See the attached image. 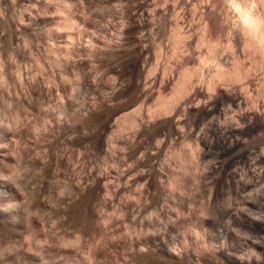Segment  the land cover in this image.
Returning <instances> with one entry per match:
<instances>
[{
    "label": "rangeland",
    "instance_id": "1",
    "mask_svg": "<svg viewBox=\"0 0 264 264\" xmlns=\"http://www.w3.org/2000/svg\"><path fill=\"white\" fill-rule=\"evenodd\" d=\"M39 1L37 2L39 3L38 5L37 3L33 4V1L29 4L33 9L31 13L34 14L36 12L37 17L36 32L28 34L27 44L25 42L29 48L26 45L24 47L21 40L7 37L0 39V64L2 63V70H6L4 71V81L0 83V182H3L0 183V191H2L3 186L5 188V193L0 192V195L3 196V198L2 196L0 197V211L2 209V211H9V209L14 207L19 209L25 205L31 207L28 212L31 218L27 215V223L26 221L13 222L14 225L13 223H11L12 225L0 223V264H10L12 261L11 264H39L40 262V264H231L215 253V246L216 248H232L230 249L232 252L239 253V255L243 253L244 256L248 253H255V255L259 253L263 260L261 264H264V153H262L264 152V128L247 129L248 132L246 129H236L233 134L242 139V143H244L231 146L229 141L210 134L211 129L214 128L212 126L215 125L213 123H217L219 119L223 121V117H225L226 122L230 120V124L232 126L235 125V122L229 118L234 109L228 102L230 100L225 97H217L216 113L209 116V114L207 115L204 112L196 113L195 108H183L184 104L185 106L190 105V103L194 105L197 101H204L206 98V94L193 93L192 98H184L179 102L181 108L179 107L178 112L174 114L175 118H180L181 120L180 125L182 128L179 126L178 130L184 128L182 137L185 138L186 142L190 141L188 143L193 144V159H187L185 164L188 153L187 146L181 143V136H178V134L176 136L175 131L171 130L170 132L167 126L163 128V125L167 123L173 114L166 117V115L159 113V110H157L159 112L155 111L158 95L168 96L170 93L172 83L178 75L181 61L186 64V67L189 66L190 68H188L191 69L189 71H193V73H195V69L201 68L199 74L198 71L197 75L195 74L193 81L197 82L201 79V85L204 84L201 89L206 91V81L212 73H216V70L222 68L220 71H224L226 68L231 69L234 65V69H229V71H233L232 75L235 69V75L237 71L241 74V71L251 63V58L256 56L257 58H255L259 59L258 54L256 55L249 49L243 48L242 45L240 46L239 41L234 39L233 35L236 30L239 31L236 28L240 27L238 23L244 15L251 16L261 12L256 11L258 5L259 7L261 5L259 4L261 1L73 0L75 2L73 13L77 17L79 25L84 28L83 30L81 28L82 32L80 31L78 38L75 37L74 39L72 56L74 58L81 56L85 58L87 56V50L85 52L82 51L86 49L85 47L88 44L86 41L89 44H97L96 46L99 49H96L97 47L94 48L93 44H91V47L93 46L95 50L93 54L87 56L86 62L79 65V68L77 67L78 70L76 68L72 70V72L77 70L79 73H69L70 80L68 82L70 81L72 90H67L68 84L61 81L59 77L60 71L53 64L47 62L53 56L49 52L47 53L45 48H47L48 43L52 39H48V42L47 38L49 37L45 34L48 27L52 26V20L56 18L51 10L50 12L46 11L45 4H48L49 0ZM24 3L29 2L25 1ZM43 4L44 6H42ZM85 4L89 7L87 8ZM138 4L149 9L155 8L154 23L149 24V26H136L139 14H133V11H135V7ZM1 5L4 6L5 3L2 2ZM33 5L37 6L33 7ZM153 5L156 7H153ZM194 5L195 8L193 7ZM16 6L14 7L16 10H21L19 5ZM246 6L247 9L245 8ZM261 6L264 12V1ZM196 7L198 11L195 12L194 9ZM210 7H214L216 11L212 8L214 13H222V15L228 13V19L224 17V22L222 20L223 23H219V25L211 22L212 18L207 23L209 34L218 42L216 47H214L216 50L214 49L211 52L214 57L209 55V50H207L205 45H196L197 35L204 25L202 18L200 19L199 16ZM78 8L80 9L78 10ZM3 10L6 19H12L10 18V8L5 5ZM192 14L195 15L196 22L199 17V23H194ZM175 15L183 16V22H180L181 29L179 28L181 33L192 32V35L190 34V36L188 33L186 36L184 34L186 36L184 39L186 46L181 41L182 43L176 44L174 50L173 40L171 41L172 38L169 37L173 32L172 30H174L172 23L174 19L172 18H175ZM190 23H192V27ZM226 24L230 25H228L229 28ZM119 36L120 38H118ZM187 37L189 39H186ZM91 39H94V42ZM109 40L110 42H108ZM111 40L115 45L111 43ZM115 40H117V43ZM54 41L56 42V40ZM157 41H159V44ZM57 42L55 45L59 46V40ZM228 42L232 47L231 49H227L230 46ZM145 43L148 50L140 57L138 66L146 73L148 72L147 70L153 72L147 73L145 84L147 88H143L147 94L139 95L134 77L138 74V67L132 65L131 59L134 54L136 55L138 47ZM89 46L88 48H91ZM182 48L183 51H181ZM100 50L103 51L101 52ZM183 53L186 54L182 55ZM29 54L34 56L29 57ZM46 54L48 58H45ZM200 54L206 56V58L208 57L204 64H199ZM160 55H162V58H160ZM183 56L185 60L180 59ZM217 60L219 63L216 62ZM35 66L37 68L42 67L37 69ZM164 66L169 75L165 71L162 74ZM258 66L250 72L251 74H248L249 76L245 77L247 74L241 76L239 82L237 80L220 79H218L219 82L216 80L215 82L219 83L220 87L226 88L229 85L226 88L229 91L227 95L231 97L240 95V99L250 100L248 101V106H251L252 104L249 102L254 100L256 109L264 116V96L258 97L256 94L257 88L264 87V64ZM18 70L21 73L20 77L22 80L17 81L14 77ZM89 70L90 72H87ZM73 74H78L77 77L79 78L74 77ZM150 74L151 76L149 77ZM53 75L55 78H53ZM53 79L54 81L52 82ZM74 79L77 80L75 81ZM87 79L90 80V83ZM151 83L153 84L151 85ZM7 85L8 91L6 90ZM212 91L216 96L224 90L215 88V91ZM248 92H250L249 95H246ZM19 97L20 99H18ZM89 108L92 109V112L91 110L89 111ZM136 108L139 110V113H136V116L138 115L137 120H139L136 129L134 127H129V129L128 126H126L127 129L126 127L123 128V126L119 127L124 120V116H130ZM220 110L222 111L220 112ZM73 111L76 112L73 113ZM218 111L220 115H218ZM52 112H55L54 116ZM58 112L60 116H58ZM75 114L79 118H74ZM165 118L166 120H164ZM211 119L215 120V122ZM119 121L120 123H118ZM239 124L242 125V122L239 121ZM116 125L119 126L116 127ZM198 131H200L201 135ZM196 133L199 134L197 136H201L198 143L199 148H195V142L192 141V137ZM79 135L82 136L80 137ZM86 135L89 137L86 138ZM94 137L98 140H95ZM111 143H114L113 145L115 146ZM158 146L160 147L158 148ZM154 150L155 152H153ZM173 151L180 153L179 158L177 155H172L175 154ZM240 152H243L248 158H242V160ZM181 153L185 155V159ZM249 162L256 167L255 171L249 165ZM98 174L102 175L100 185H102V182L105 184L112 183V185L118 183L122 191L119 190L117 191L118 193L116 192L110 197L101 188V191L98 190V193L100 192L99 195L101 194L98 197L102 198H99V200L96 198V203L90 191H85L83 198L77 197L76 194L75 197L73 196L75 189H70L72 187L70 182L72 183L76 180L75 178H78L80 185H85ZM171 176L176 177L175 181L172 180ZM119 177L120 180H118ZM106 178L109 179L106 180ZM242 178L245 179L243 180ZM136 191L139 192L137 193ZM139 193H141V197ZM5 203H14L16 205L13 206V204L9 207ZM89 203L94 204L93 207L96 208L97 215H102L107 220H98L99 227L96 222L92 223L86 218V221L84 219L82 224L81 217H79ZM248 216L262 224L257 226L249 223ZM102 224H105V226ZM8 225L9 227H7ZM25 225L27 226L25 227ZM147 228H151V232L145 233ZM117 237L119 238L117 239ZM139 241H154L164 244L167 242L166 245H170L172 248L196 249L200 256L188 255L187 257L171 259L155 257L150 254H140L135 249ZM28 243L31 244L28 245ZM128 243L130 244L128 245ZM35 252H37V255ZM85 257L88 258L86 259Z\"/></svg>",
    "mask_w": 264,
    "mask_h": 264
},
{
    "label": "bare ground",
    "instance_id": "2",
    "mask_svg": "<svg viewBox=\"0 0 264 264\" xmlns=\"http://www.w3.org/2000/svg\"><path fill=\"white\" fill-rule=\"evenodd\" d=\"M19 1V2H18ZM25 1H27V2H29V3H24ZM33 1V4H35V3H37V2H40L39 0H0V39L1 38H3V37H7V38H11V39H16V40H21L22 41V43H23V45H24V47H25V45L27 44V42H28V39L29 38H27V36H28V34H34L35 32H36V12L34 13V14H32L31 13V10H33L32 9V7H30L29 6V4H31V2ZM78 1V0H77ZM93 1H95V0H93ZM100 1V0H99ZM103 1V0H102ZM141 1V0H140ZM203 1V0H202ZM208 1V0H207ZM244 1V0H243ZM259 1H261V3L259 2V4H263V1L264 0H259ZM2 2L3 3H5V5L7 6V8L9 7L10 8V11H11V17L10 18H12V19H10V20H8V19H6V17L4 16V10H3V8H4V6L3 5H1L2 4ZM45 2V1H44ZM92 2V1H91ZM137 2V1H136ZM135 2V3H136ZM154 2V1H153ZM166 2H167V0H166ZM250 2V1H249ZM48 4H45V8H46V11H49L50 12V10L55 14V18L56 19H54V20H52L53 19V17H52V26L49 28L48 27V29H47V31H46V36L47 37H49V38H47V41H48V39H52L51 40V42H49L48 43V45H47V48H45V51H47V53L49 52L50 54H52V59H50V60H48L47 62L49 63V64H53L54 65V67L55 68H57L58 69V71H60V79H61V81L62 82H65V84L67 83L68 84V86H67V90H72L73 88H72V85H71V83H69L68 82V80H70L69 79V73L70 72H72V70L73 69H77V67L79 66V65H82L84 62H86V60H87V56L88 55H91V54H93V52L95 51L94 50V48L95 47H97L96 45L97 44H94V43H90L89 44V42H87L86 41V43H88L87 45L89 46V47H91V44H93V46H94V48H93V46L91 47V48H88V46L86 45V49L85 50H82V51H86L87 50V52H86V54H87V56H85V58H83L82 56L81 57H78V58H74L72 55H73V44H74V39H75V37L76 38H78V35H79V33H81L82 31H81V28H82V30H83V28L84 27H81L80 25H79V21H78V19H77V17L75 16V14L73 13L74 11V5H75V2L73 1V0H49V2H47ZM101 3V2H100ZM104 3V2H103ZM202 4H203V2H201ZM231 3V2H230ZM245 3V2H244ZM39 3H37V5H38ZM90 4V3H89ZM88 4V5H89ZM95 4V3H94ZM97 4V3H96ZM102 4V3H101ZM134 4V3H133ZM229 4V3H228ZM16 5H19L20 7H21V10H16L14 7ZM37 5H33V7H35V6H37ZM79 5V4H78ZM86 5V7L88 8L89 6H87V4H85ZM99 5V4H98ZM97 5V6H98ZM119 5V4H118ZM196 5V4H195ZM195 5L193 6L194 8H195ZM204 5V4H203ZM207 5H209V4H207ZM260 5V7H259V5H258V7L256 8V11L258 12H260L259 14H254V15H251V16H249V15H247V16H245L244 15V17L241 19L240 17V22L238 23V24H240V27H237L236 29H238L239 31H237L236 30V32H235V34L233 35V37H234V39H236L237 41H239V45L241 46L242 45V47L243 48H247V49H249L250 51H252V53H256V55L258 54L259 55V59L257 60L256 58V56H254L253 58H251L252 59V61H251V63L248 65V67H246L245 69H243L241 72V74L240 73H238L239 71H237V73H236V75H235V71H236V69L234 70V74L232 75V72L233 71H229V69L228 68H226L224 71H220L221 69H219V70H216V73H212V75L210 76V78L206 81V86H205V89H206V91L205 90H202L201 89V87L204 85H201L202 83V81H201V79H199L200 80V83H199V80L196 82H194L193 81V78L195 77V74L197 73V71H198V74H199V72H200V69H195V73H193V71H189V70H191V69H189L188 67H186L185 65L186 64H184V63H182V61H181V64H180V69H179V72H178V75H177V77L175 78V80L173 81V83H172V86H171V89H170V93L168 94V96H164V95H162V94H159L158 95V97H157V102L155 103V105H157L156 106V109H155V111H157V110H159V111H157V112H159V113H162L163 115H166V117L168 116V115H172V117H170L169 119H168V121H167V123H165L164 124V122H163V128L165 127V126H167L168 127V129L170 130V132H171V130L172 131H175V134H176V136H177V134H178V136H181L180 138H182L181 139V143H183V144H185L187 147V158L185 159V155H182V153H181V155L184 157V159H185V164H186V161H187V159H191L192 158V156H193V144H190V143H188V142H190V141H188V142H186V140H184L185 138H183L182 137V135H183V130H184V128L182 129V130H178L179 129V126H181L180 125V118H175L174 117V114H176L177 112H178V110H179V102L182 100V99H184V98H188V99H190V98H192L193 97V93H198V94H200V95H204V94H206L205 95V100L204 101H197L194 105L193 104H191L190 103V105H186L185 106V104L183 105V108L184 109H188V108H195V110H196V113L197 112H204V113H206L207 115L209 114V116H212L213 114H215L216 113V103H217V100H216V98L217 97H225V98H227V99H229L230 101H228L232 106L231 107H233L232 109V111H233V113H232V115L229 117L231 120H233V122H235V125L234 126H232V124H230V120H228L229 122H226V120H225V117H223V121H220V119L218 120V122L217 123H213V124H215L214 126H212V127H214V128H212L211 129V132H210V134H214V135H216V137L218 136V137H221V139L223 138V139H225V140H227V141H229V145H234V146H237V145H241V143H242V139H240V138H238L237 136H235L233 133L235 132V130L236 129H253V128H264V116H262L261 114H260V112H259V110L258 109H256L257 107L255 106V101L254 100H252L251 102H249L250 104H252L251 106H248V101H250V100H248V101H245L244 99L242 100V99H240L239 97H241L240 95L238 96V95H235V96H237V97H231V96H229V95H227V94H229V91L226 89L227 88V86H229V85H227L226 86V88L225 87H220L221 85H218L217 84V82H215V80L216 81H218L219 82V80L218 79H220V80H234V81H238L239 82V80H241V79H239L241 76H243V75H246L245 77H247V76H249L248 74L254 69V68H257V66L258 65H263L264 64V15H263V7ZM41 6V5H40ZM42 6H44V4L42 5ZM83 6V5H82ZM103 6V5H102ZM162 6V5H161ZM164 6H165V4H164ZM257 6V5H256ZM17 7V6H16ZM78 7V6H77ZM80 7H81V4H80ZM112 7V6H111ZM153 7H156V6H154L153 5ZM198 7H200V6H198ZM208 7V6H207ZM238 7V6H237ZM6 8V7H5ZM43 8V7H42ZM84 8H85V6H84ZM83 8V10H85ZM161 8V7H160ZM203 8V7H202ZM212 8L214 9V7H210V8H208V9H206L205 11H204V13H201L200 14V16H199V14H198V16L200 17V19L202 18V22H203V28H202V30L198 33V35H197V38H196V45L197 46H199V45H205L206 47H207V50H209V55H211V57L213 56V53L211 54V52H213V50L215 49L214 47H216V43H218V42H216V40L215 39H213L212 37H211V35L209 34V32H208V25H207V23H208V21L209 20H211V18H212V21L211 22H214V23H218V25H219V23L221 24V23H223L224 22V17H226V19H228L227 18V15H228V13L226 14V15H222V13H220V14H217V13H214L213 11H212ZM246 9H247V6L245 7ZM38 9V8H37ZM80 8H78V10H79ZM114 9V8H113ZM120 9V8H119ZM152 8H147V7H142V5L141 4H138L136 7H135V11H133V14H139V20L137 21V23H136V26H141V25H148L149 26V24H151V23H154L153 22V16H154V13L156 12L155 11V8H153L152 10H151ZM157 9H158V7H157ZM167 9V8H166ZM185 9V8H184ZM204 9V8H203ZM241 9V8H240ZM39 10V9H38ZM41 10V9H40ZM121 10V9H120ZM195 10V12L196 11H198V9H197V7H196V9H194ZM221 10V9H220ZM6 11V10H5ZM42 11V10H41ZM77 11V10H76ZM75 11V12H76ZM92 11V10H91ZM117 11H118V9H117ZM155 11V12H154ZM214 11H215V9H214ZM244 11H246V10H244ZM84 12V11H83ZM166 12V11H165ZM194 12V11H193ZM194 12V13H195ZM202 12V11H201ZM216 12V11H215ZM224 12V11H223ZM252 12V11H251ZM250 12V13H251ZM47 13V12H46ZM53 13H51V14H53ZM81 13H82V11H81ZM112 13V12H111ZM185 13V12H184ZM193 13V14H194ZM39 14V13H38ZM37 14V15H38ZM43 14V13H42ZM116 14V13H115ZM177 14V13H176ZM183 14V13H182ZM192 14V15H193ZM197 14V13H196ZM50 15V14H49ZM110 15V14H109ZM160 15V14H159ZM46 16V15H45ZM44 16V17H45ZM85 16V15H84ZM112 16V15H111ZM164 16V15H163ZM176 16V15H175ZM195 15H193V17H194ZM230 16V15H229ZM50 17V16H49ZM174 17V16H173ZM182 15H181V17H179V15L178 16H176L175 18H172V19H174V20H172L171 22L173 23V29L174 30H172L173 32L170 34V37L169 38H172L171 39V41L173 40V46H174V50H175V47H176V44L177 43H180L181 41H183L184 42V39H185V37L187 36V34L189 33H181V30H179V28L181 29V24H180V22H183V19H182ZM199 17H198V19H197V22H198V20H199ZM47 18H48V16H47ZM46 18V19H47ZM79 18V17H78ZM84 18V17H83ZM87 18V17H86ZM133 18V17H132ZM230 18V17H229ZM238 18V17H237ZM85 19V18H84ZM135 19H136V17H135ZM159 19V18H158ZM49 20V19H48ZM137 20V19H136ZM135 20V21H136ZM161 20V19H160ZM222 20H223V22H222ZM194 21H195V17H194ZM41 22V21H40ZM40 22H38V23H40ZM190 22H193V21H190ZM196 21L194 22L195 24L197 23ZM227 22V21H226ZM232 22V21H231ZM83 23H84V20H83ZM82 23V24H83ZM171 23V24H172ZM187 23V22H186ZM199 23V22H198ZM200 23H201V21H200ZM48 24V23H47ZM180 24V25H179ZM191 24V27H192V23H190ZM189 24V25H190ZM225 24V23H224ZM237 24V23H236ZM39 25V24H38ZM133 25H135L134 23H133ZM186 25V24H185ZM184 25V26H185ZM229 25V24H228ZM227 24H226V26L229 28V26H228ZM44 26V25H43ZM84 26V25H83ZM222 26V25H221ZM224 26V25H223ZM236 26V25H235ZM239 26V25H238ZM47 27V26H46ZM189 27V26H188ZM208 27V28H207ZM150 28V27H149ZM104 29H105V27H104ZM108 29V28H107ZM123 29V28H122ZM122 29H120V30H122ZM235 29V28H234ZM189 30V29H188ZM228 30V29H227ZM81 31V32H80ZM103 31H105V30H103ZM180 31V32H179ZM198 31H199V29H198ZM210 31V30H209ZM235 31V30H234ZM116 32V31H115ZM143 32V31H142ZM153 32V31H152ZM171 32V31H170ZM184 32V31H183ZM186 32V31H185ZM229 32V31H228ZM233 32V31H232ZM238 32V33H237ZM84 33V32H83ZM105 33V32H104ZM119 33V32H118ZM151 33V32H150ZM157 33V32H156ZM192 32H190L189 33V35L191 34ZM40 34V33H39ZM85 34V33H84ZM115 34V33H114ZM144 34V33H143ZM184 34H186V36L184 35ZM96 35V34H95ZM103 35H106V34H103ZM111 35V34H110ZM117 35H119V34H117ZM122 35H124V34H122ZM141 35H142V33H141ZM188 35V36H189ZM192 35V34H191ZM190 35V36H191ZM196 35V34H195ZM80 36H82V35H80ZM92 36V35H91ZM96 36H98V35H96ZM116 36V35H115ZM137 36V35H136ZM94 37V36H93ZM104 37V36H103ZM114 37V36H113ZM121 37H123V36H121ZM141 37V36H140ZM139 37V38H140ZM27 38V39H26ZM57 38H60V39H57ZM88 38V37H87ZM116 38V37H115ZM118 38H120V36L118 37ZM144 38V37H143ZM154 38V37H153ZM6 39V38H5ZM32 39V38H31ZM110 39V38H109ZM138 39V38H137ZM146 39H148V38H146ZM186 39H189L188 37L186 38ZM227 39V38H226ZM27 40V41H26ZM54 40H56V42L59 40V42H60V45L59 46H57V45H55V41ZM86 40V39H85ZM92 41L94 40V39H91ZM91 40H90V42H91ZM113 40V39H112ZM111 40V41H112ZM120 40H122V39H120ZM126 40V39H125ZM135 40V39H134ZM221 40V39H220ZM11 41V40H10ZM32 41V40H31ZM76 41V40H75ZM114 41V40H113ZM113 41L111 42V43H113ZM117 40H115V42H116ZM144 41H146V40H144ZM149 41V40H148ZM25 42H26V44H25ZM40 42V41H39ZM55 42V43H54ZM80 42V41H79ZM81 42H82V40H81ZM94 42V41H93ZM104 42V41H103ZM108 42H110V40L108 41ZM123 42V41H122ZM141 42V41H140ZM159 41H157V43H158ZM233 42V41H232ZM235 42V41H234ZM4 43V42H3ZM18 43V42H17ZM20 43V42H19ZM58 43V42H57ZM56 43V44H57ZM85 43V44H86ZM100 43V42H99ZM107 43V42H106ZM117 43V42H116ZM120 43H121V41H120ZM119 43V44H120ZM156 43V44H157ZM182 43V42H181ZM185 43V46H186V42H184ZM220 43V42H219ZM229 43V42H228ZM37 44V43H36ZM114 44V43H113ZM122 44V43H121ZM159 44V43H158ZM9 45V44H8ZM38 45V44H37ZM78 45V44H77ZM102 45V44H101ZM115 45V44H114ZM161 45V44H160ZM178 45V44H177ZM180 45V44H179ZM193 45V44H192ZM229 45H230V43H229ZM14 46V45H13ZM17 46H18V44H17ZM27 46V45H26ZM85 46V45H84ZM159 46V45H158ZM184 46V45H183ZM228 46V45H227ZM15 47V46H14ZM28 47V46H27ZM44 47H46V46H44ZM101 47V46H100ZM107 47V46H106ZM136 47H137V45H136ZM179 47V46H178ZM193 47V46H192ZM229 48H227V49H231L232 47H231V45L230 46H228ZM13 48V47H12ZM29 48V47H28ZM82 49H83V47H81ZM80 48V49H81ZM104 48V47H103ZM148 47H147V45H146V43L145 44H141L139 47H138V49H137V53H136V55L134 54V57L131 59V63H132V65H135L136 67H138V74L137 75H133L134 77H135V83H136V88H137V90H138V92H139V95H141V94H143V95H145V94H147L146 93V91L145 90H143V88H147L146 87V77H147V75L149 74V73H152V72H150L149 70H147L148 72V74L146 73V71H144V70H142V68H140L139 66H138V64H139V61H140V57L143 55V54H145L146 52H147V49ZM198 48V47H197ZM196 48V49H197ZM13 49H15V48H13ZM26 49V48H25ZM33 49V48H32ZM31 49V50H32ZM79 49V50H80ZM96 49H99L98 47L96 48ZM101 49H102V47H101ZM157 49V48H156ZM155 49V50H156ZM160 49V48H159ZM190 49V48H189ZM200 49H201V47H200ZM246 49V50H247ZM30 50V51H31ZM44 50V49H43ZM75 50H77V49H75ZM172 50H173V48H172ZM177 50V49H176ZM180 50V49H179ZM184 50H185V48H184ZM216 50V49H215ZM243 50V49H242ZM7 51H8V49H7ZM6 51V52H7ZM11 51V50H10ZM16 51V50H15ZM14 51V52H15ZM26 51V50H25ZM101 51V50H100ZM103 51V50H102ZM101 51V52H102ZM157 51L159 52V50L157 49ZM181 51H183V48H182V50ZM180 51V52H181ZM190 51V50H189ZM230 51V50H229ZM232 51V50H231ZM20 52V51H19ZM34 52V51H33ZM80 52V51H79ZM156 52V51H155ZM158 52H156L157 54H158ZM179 52V51H178ZM249 52V51H248ZM13 53V52H12ZM44 53V52H43ZM154 53V52H153ZM161 53V52H160ZM172 53V52H171ZM176 53H177V51H176ZM175 53V54H176ZM235 53V52H234ZM33 54V53H32ZM30 55L29 54V57L30 56H34V55ZM81 54H83V53H81ZM85 54V53H84ZM186 54V53H185ZM184 53L182 54V55H185ZM217 54V53H216ZM251 54V53H250ZM97 55V54H96ZM95 55V56H96ZM172 55V54H171ZM179 55H181V54H179ZM191 55V54H190ZM208 55V56H209ZM1 56V55H0ZM14 56V55H13ZM36 56V55H35ZM95 56H92V57H95ZM159 56V55H158ZM174 56V55H173ZM222 56V55H221ZM38 57V56H37ZM181 57V56H180ZM179 57V58H180ZM214 57V56H213ZM234 57V56H233ZM232 57V58H233ZM250 57V56H249ZM256 57V58H255ZM13 58V57H12ZM40 58V57H39ZM44 58V57H43ZM45 58H48L47 57V54H46V57ZM160 58H162V55H160ZM184 58V56L182 57V58H180V59H182V60H185V59H183ZM210 58V57H209ZM11 59V58H10ZM37 59V58H36ZM157 59V58H156ZM179 59V60H180ZM206 59H208V57L206 58V56H204V55H199V64L201 63V64H204L205 63V61H207ZM213 59H215V58H213ZM234 59V58H233ZM250 59V58H249ZM248 59V60H249ZM12 60V59H11ZM10 60V61H11ZM14 60H15V58H14ZM33 60V59H32ZM39 60V59H38ZM38 60H37V62H38ZM92 60V59H91ZM146 60V59H145ZM188 60V59H187ZM235 60V59H234ZM34 61V60H33ZM36 61V60H35ZM46 61V60H45ZM156 61V60H155ZM15 62H17V61H15ZM42 62V61H41ZM152 62V61H151ZM150 62V63H151ZM158 62V61H157ZM156 62V63H157ZM180 62V61H179ZM187 62V61H186ZM216 62H218V60L216 61ZM228 62V61H227ZM250 62V61H249ZM13 63V62H12ZM11 63V64H12ZM18 63V62H17ZM36 63V62H35ZM39 64H40V62H38ZM44 63V62H43ZM130 63V62H129ZM212 63V62H211ZM215 63V62H214ZM219 63V62H218ZM238 63V62H237ZM240 63V62H239ZM243 63V62H242ZM2 64V63H1ZM1 64H0V83H2L3 81H4V71H6V70H2V67H1ZM9 64V63H8ZM93 64V63H92ZM158 64V63H157ZM231 64V63H230ZM235 64V63H234ZM37 65V64H36ZM166 65V64H165ZM221 65V64H220ZM223 65V64H222ZM17 66H18V64H17ZM21 66V65H20ZM46 66V65H45ZM151 66V65H150ZM154 66H155V63H154ZM198 66V65H197ZM225 66V65H224ZM237 66H238V64H237ZM4 67V66H3ZM19 67V66H18ZM36 67V66H35ZM42 67V66H41ZM41 67H38V68H41ZM47 67H48V65H47ZM156 67V66H155ZM168 67V66H167ZM203 67V66H202ZM221 67V66H220ZM236 67V66H235ZM240 67H241V65H240ZM259 67V66H258ZM37 68V67H36ZM37 68V69H38ZM79 68V67H78ZM150 67H148V69H149ZM153 68V67H152ZM225 68V67H224ZM238 68V67H237ZM263 68V67H262ZM16 69V68H15ZM14 69V70H15ZM36 69V70H37ZM82 69V68H81ZM155 69V68H154ZM204 69V68H203ZM232 69H234V65H233V67H231V69L230 70H232ZM11 70H13V69H11ZM27 70V69H26ZM35 70V71H36ZM41 70V69H40ZM78 70V69H77ZM77 70H75V72L76 73H79V72H77ZM83 70V69H82ZM150 70H151V68H150ZM157 70V69H156ZM156 70H155V72H156ZM163 71H162V74H163V72L165 71H167L166 70V67L164 66L163 67V69H162ZM193 70V69H192ZM255 70V69H254ZM48 71V70H47ZM80 71V70H79ZM11 72V71H10ZM29 72V71H28ZM75 72H72V73H75ZM83 72H85L84 70H83ZM87 72H90V70L89 71H87ZM154 72V73H155ZM168 72V71H167ZM166 72V74H168ZM170 72H171V70H170ZM14 73V72H13ZM37 73V72H36ZM47 73V72H46ZM49 73V72H48ZM6 74V73H5ZM27 74V73H26ZM32 74V73H31ZM43 74V73H42ZM45 74V73H44ZM59 74V73H58ZM173 74V73H172ZM251 74V73H250ZM20 75H21V73L19 72V70H18V72L16 71V74H15V77H14V79H16L17 81L18 80H20L21 79V77H20ZM47 75H50V74H47ZM76 74H73V76L74 77H77L78 76V74L75 76ZM90 75V74H89ZM155 75V74H154ZM169 75V74H168ZM197 75V74H196ZM26 76V75H25ZM34 77H35V75H33ZM54 76V75H53ZM58 76V75H57ZM116 76V75H115ZM151 76V74L149 75V77ZM164 76V75H163ZM199 76V75H198ZM27 77V76H26ZM45 77V76H44ZM50 77V76H49ZM165 77V76H164ZM175 77V76H174ZM53 78H55V76L53 77ZM77 78H79V77H77ZM81 78V77H80ZM83 78H84V76H83ZM115 78V77H114ZM157 78V77H156ZM163 78V77H162ZM168 78V77H167ZM242 78H244V77H242ZM31 79V78H30ZM29 79V80H30ZM52 79V78H51ZM15 80V81H16ZM22 80V79H21ZM32 80V79H31ZM36 80H37V77H36ZM49 80V79H48ZM73 80V79H72ZM72 80H71V82H72ZM75 80V79H74ZM77 80V79H76ZM75 80V81H76ZM82 80H84V79H82ZM81 80V81H82ZM87 80H89V79H87ZM116 80V79H115ZM147 80H148V78H147ZM154 80V79H153ZM247 80H249V79H247ZM246 80V81H247ZM54 81V79L52 80V82ZM122 81V80H121ZM8 82V81H7ZM14 82V81H13ZM35 82V81H34ZM38 82H39V80H38ZM49 82V81H48ZM51 82V81H50ZM55 82H57V81H55ZM61 82V83H62ZM163 82V81H162ZM245 82V81H244ZM6 83V82H5ZM16 83V82H15ZM23 83V82H22ZM47 83V82H46ZM77 83V82H76ZM78 83H79V81H78ZM89 83H90V80H89ZM114 83H115V81H114ZM164 83V82H163ZM223 83V82H222ZM226 83V82H225ZM14 84V83H13ZM26 84V83H25ZM33 84V83H32ZM45 84V83H44ZM81 84V83H80ZM153 83H151V85H152ZM240 84V83H239ZM249 84V83H248ZM52 85V84H51ZM54 85H55V83H54ZM62 85V84H61ZM91 85V84H90ZM114 85V84H113ZM5 86V85H4ZM14 86V85H13ZM45 86V85H44ZM47 86H49V85H47ZM58 86V85H57ZM78 86V85H77ZM86 86H87V84H86ZM225 86V85H224ZM246 86V85H245ZM18 87V86H17ZM20 87V86H19ZM21 87H23L22 85H21ZM27 87V86H26ZM50 87V86H49ZM56 87V86H55ZM75 87V86H74ZM149 87V86H148ZM242 87H244V86H242ZM241 87V88H242ZM248 87V86H247ZM262 87V86H261ZM260 87V89L259 88H257V91H256V94L258 95V97L259 96H264V87H262L261 88ZM12 88V87H11ZM10 88V89H11ZM65 88V87H64ZM72 88V89H71ZM140 88V89H139ZM151 88V87H150ZM215 88H219V89H222V90H224L223 92L221 91V92H219L218 93V95H214L213 93V91L212 90H214L215 91ZM231 88V87H230ZM249 88V87H248ZM9 89V90H10ZM15 89H17V88H15ZM48 89V88H47ZM50 89V88H49ZM117 89V88H116ZM203 89H204V87H203ZM243 89V88H242ZM245 89H246V87H245ZM7 91H8V85H7V89H6ZM41 90V89H40ZM113 90H115V89H113ZM113 90H111V91H113ZM143 90V91H142ZM217 90V89H216ZM231 90V89H230ZM254 90V89H253ZM16 91V90H15ZM14 91V92H15ZM47 91V90H46ZM242 91V90H241ZM246 91H247V89H246ZM249 91V90H248ZM251 91V90H250ZM213 92V93H212ZM243 92V91H242ZM9 93V92H8ZM67 93V92H66ZM217 93V92H216ZM241 93V92H240ZM249 93L250 92H248V94H246V95H249ZM16 94V93H15ZM41 94V93H40ZM39 94V95H40ZM114 94V93H113ZM11 95V94H10ZM20 95V94H19ZM38 95V96H39ZM66 95V94H65ZM256 95V96H257ZM16 96V95H15ZM9 97V96H8ZM11 97V96H10ZM14 97V96H13ZM24 97V96H23ZM68 97V96H67ZM140 97V96H139ZM250 97V96H249ZM254 97V96H253ZM138 98V97H137ZM147 98V97H146ZM256 98V97H255ZM9 99V98H8ZM18 99H20V97L18 98ZM144 99V98H143ZM195 99V98H194ZM257 99V98H256ZM14 100V99H13ZM17 100V99H16ZM70 100V99H69ZM142 101V100H141ZM257 101V100H256ZM61 102H63V101H61ZM71 102V101H70ZM94 102V101H93ZM187 102H189V101H187ZM219 102V101H218ZM220 102H222V101H220ZM63 103H65V102H63ZM99 103V102H98ZM98 103H97V105H98ZM94 104V103H93ZM100 104V103H99ZM103 104V103H102ZM229 104V105H230ZM257 104V103H256ZM70 105V104H69ZM85 105V104H84ZM92 105V104H91ZM96 105V107H98ZM101 105V104H100ZM141 105H142V103H141ZM181 105V104H180ZM219 105V104H218ZM258 105V104H257ZM61 106V105H60ZM65 106H67V105H65ZM64 107V106H63ZM93 107V106H92ZM219 107V106H218ZM139 108H140V106H139ZM181 108V107H180ZM53 109H54V107H53ZM57 109V108H56ZM58 109H60V108H58ZM63 109V108H62ZM66 109V108H65ZM137 109V108H136ZM135 109V111H133V110H131V111H133V113H129L130 114V116L128 115V117H125L124 116V120L122 121V123L120 124V126L119 125H116V127L117 126H119V127H122L123 126V128L124 127H126V126H128V128L130 127H134L135 129H136V126H137V122H139V120H137V118H138V115L136 116V113H139V110L137 109L136 110ZM217 109H219V108H217ZM51 110H52V108H51ZM79 110V109H78ZM91 110V112H92V109H90L89 108V111ZM96 110H98V109H96ZM100 110V109H99ZM143 110V109H142ZM63 111V110H62ZM71 111V110H70ZM86 111H87V108H86ZM138 111V112H137ZM141 111V110H140ZM222 110H220V112H221ZM72 112V111H71ZM74 112H76V111H73V113ZM83 112V111H82ZM54 113L55 112H52V114H53V116H54ZM81 113V112H80ZM140 113H142V112H140ZM155 113V112H154ZM227 113V112H226ZM58 114H59V112H58ZM64 114V113H63ZM83 114V113H82ZM85 114V113H84ZM185 114V113H184ZM202 114V113H201ZM200 114V115H201ZM211 114V115H210ZM65 115V114H64ZM78 115H79V113H78ZM155 115V114H154ZM203 115V114H202ZM206 115V116H207ZM218 115H220V113H219V111H218ZM223 115L225 116V114H224V111H223ZM58 116H60V114L58 115ZM67 116V115H66ZM83 116V115H82ZM81 116V117H82ZM85 116V115H84ZM148 116V115H147ZM150 116H151V114H150ZM215 116V115H214ZM216 116H217V114H216ZM228 116V115H227ZM226 116V117H227ZM78 116H76V114H75V117L74 118H77ZM153 117V116H152ZM218 117V116H217ZM68 118H70V117H68ZM79 118V117H78ZM141 118V117H140ZM150 118V117H149ZM220 118H221V116H220ZM226 119H228V118H226ZM137 120V121H136ZM150 120V119H149ZM154 120V119H153ZM164 120H166V118L164 119ZM212 121H213V119H211ZM210 120V121H211ZM76 121H78V120H76ZM76 121H75V123H76ZM239 121L240 122H242V125H240L239 124ZM72 122V121H71ZM141 122V121H140ZM213 122H215V120L213 121ZM58 123H59V121H58ZM57 123V124H58ZM84 123V122H83ZM118 123H120V121L118 122ZM142 123V122H141ZM149 123V122H148ZM158 123V122H157ZM62 124V123H61ZM112 125V124H111ZM140 127V126H139ZM142 127V126H141ZM92 128V127H91ZM129 128V129H130ZM181 128H182V126H181ZM180 128V129H181ZM89 129V128H88ZM115 129V128H114ZM126 129H127V127H126ZM135 129H133V130H135ZM209 129V128H208ZM90 130V129H89ZM125 130V129H124ZM200 130V129H199ZM246 130H244V131H246ZM119 131V130H118ZM85 132V131H84ZM137 132V131H136ZM200 131H198V133H199ZM247 132H248V130H247ZM198 133H196L195 135H193V137H192V141H194L195 142V148H199V146H198V143H199V140H200V138H201V136H197V135H199ZM201 133H203V132H201ZM209 133V132H208ZM84 134V133H83ZM82 134V135H83ZM97 134H98V132H97ZM135 134H137V133H135ZM135 134H134V136H135ZM81 135V136H82ZM93 135H96V134H93ZM93 135H90V136H93ZM99 135V134H98ZM101 135V134H100ZM187 135H188V133H187ZM186 135V136H187ZM190 135L192 136V132L190 131ZM201 135V134H200ZM80 136V135H79ZM80 136V137H81ZM207 136V135H206ZM83 137H85V136H83ZM82 137V138H83ZM87 137H89V136H87L86 135V138ZM96 137V136H95ZM95 137H94V139H95ZM208 137V136H207ZM99 138V137H98ZM107 138H108V136H107ZM106 138V139H107ZM204 138H205V136H204ZM2 139V138H1ZM97 139V138H96ZM95 139V140H96ZM187 139V138H186ZM98 140V139H97ZM108 140V139H107ZM114 140V139H113ZM162 140H163V138H162ZM161 140V141H162ZM172 141H173V139H172ZM208 141V140H207ZM245 141V140H244ZM111 142H112V139H111ZM115 142V141H114ZM39 143V142H38ZM171 143V142H170ZM207 143V142H206ZM244 143V142H243ZM242 143V144H243ZM106 144H107V142H106ZM112 144V143H111ZM114 144V143H113ZM112 144V145H113ZM159 144V143H158ZM110 145V144H109ZM113 146H115V145H113ZM160 146H158V148H159ZM183 147V146H182ZM113 148V147H112ZM185 148V147H184ZM183 148V149H184ZM185 148V149H186ZM202 148V147H201ZM263 150V149H262ZM261 150V151H262ZM153 152H155V150L153 151ZM174 152V151H173ZM176 152V151H175ZM174 152V153H175ZM180 152V151H179ZM186 152V151H185ZM152 153V152H151ZM172 153V152H171ZM262 153H264V152H262ZM9 154H11V153H9ZM111 154V153H110ZM169 154H170V152H169ZM186 154V153H185ZM167 155V154H166ZM172 155H177V157L179 158V155H180V153H175V154H172ZM9 156V155H8ZM39 156V155H38ZM249 156V155H248ZM41 157V156H40ZM43 157V156H42ZM173 157H175V156H173ZM183 157H181V158H183ZM144 158V157H143ZM240 158L242 159H246V158H248V157H246V155L243 153V152H240ZM170 159V158H169ZM183 159V160H184ZM193 159V158H192ZM242 159V160H243ZM257 159V158H256ZM179 160V159H178ZM248 160V159H247ZM177 161V160H176ZM254 161V160H253ZM245 162V161H244ZM190 163V162H189ZM250 163V162H249ZM254 163V162H253ZM172 164V163H171ZM182 164V163H181ZM249 165H251L252 166V169L255 171L256 170V167L252 164V163H250ZM250 166V167H251ZM260 166V165H259ZM108 167V166H107ZM179 167V166H178ZM181 167V166H180ZM108 168H110V167H108ZM175 168V167H174ZM127 170V169H126ZM190 170V169H189ZM99 171V170H98ZM144 171V170H143ZM175 171V170H174ZM187 171V170H186ZM185 171V172H186ZM149 172V171H148ZM189 172V171H188ZM252 172V171H251ZM257 172V171H256ZM12 173V172H11ZM15 173V172H14ZM187 173V172H186ZM110 174V173H109ZM173 174H175V173H173ZM176 174H178V173H176ZM247 174V173H246ZM116 175V174H115ZM129 175V174H128ZM131 175V174H130ZM187 175V174H186ZM75 176V175H74ZM78 177H79V175H77ZM101 174H98V175H95L94 177H93V179L90 181V182H88V183H86L85 185L84 184H82V185H80V183H79V180H78V178H75L76 180L74 181V182H70V184L72 185V187L70 188V189H75L74 191H75V193H73L72 195L75 197V194H76V196L77 197H82L83 196V194H84V192L85 191H90V193H92V198H93V200L95 201V203H96V198H98V200H99V198L100 197H98V196H100L99 195V193H98V190H100L101 188H103V189H101V190H104V192H105V194L107 195V196H112V194H115L117 191H119L121 188H119L120 186H119V184L118 183H116V184H114V185H112V183L111 184H105V183H103L102 182V185H103V187H102V185H100V182H101ZM107 176V175H106ZM175 176H177V175H175ZM172 177L173 179L172 180H174L176 177ZM243 176V175H242ZM255 176V175H254ZM123 177V176H122ZM181 177V176H180ZM247 177V176H246ZM251 177H253V176H251ZM110 178V177H109ZM108 178V179H109ZM124 178V177H123ZM127 178V177H126ZM177 178H178V176H177ZM182 178V177H181ZM256 178V177H255ZM107 178H106V180H108ZM115 179H116V177H115ZM160 179V178H159ZM243 179V178H242ZM245 179V178H244ZM243 179V180H244ZM81 180V179H80ZM105 180V181H106ZM118 180H120V177H119V179ZM171 180V181H172ZM183 180V179H182ZM257 180V179H256ZM82 181V180H81ZM117 181V180H116ZM175 181V180H174ZM246 181V180H245ZM248 181V180H247ZM2 182V181H1ZM0 182V183H1ZM6 182V181H5ZM9 182V181H8ZM147 182V181H146ZM179 183H180V181H178ZM3 183V182H2ZM120 183V182H119ZM122 183V182H121ZM130 183V182H129ZM138 183V182H137ZM163 183V182H162ZM173 183V182H172ZM248 183V182H247ZM131 184V183H130ZM129 184V185H130ZM171 184V183H170ZM7 186H8V184H7ZM6 186V187H7ZM10 186V185H9ZM69 186V185H68ZM146 186V185H145ZM165 186V185H164ZM171 186V185H170ZM166 187V186H165ZM126 188V187H125ZM143 188V187H142ZM145 188V187H144ZM4 189V190H3ZM3 189H2V191H0V192H4L5 191V188H4V186H3ZM10 189V188H9ZM139 189V188H138ZM1 190V189H0ZM8 190V189H7ZM100 190V191H101ZM141 190V189H140ZM179 190V189H178ZM120 191H122V190H120ZM143 191H144V189H143ZM163 191H164V189H163ZM174 191V190H173ZM137 192V191H136ZM139 192V191H138ZM137 192V193H138ZM5 193V192H4ZM118 193V192H117ZM121 193V192H120ZM142 193V192H141ZM141 193H139L140 194V197H141ZM70 195H71V193H70ZM135 195H136V193H135ZM2 195H0V197H1ZM148 196V195H147ZM2 198H3V196H2ZM83 198V197H82ZM82 198H81V200H82ZM102 198V197H101ZM100 198V199H101ZM104 198V197H103ZM108 198V197H107ZM138 198V197H137ZM74 199V198H73ZM124 199V198H123ZM122 199V200H123ZM140 199V198H139ZM84 200H85V198H84ZM93 200H92V202H93ZM97 200V201H98ZM103 200V199H102ZM111 200V199H110ZM138 200V199H137ZM8 201V200H7ZM79 201V200H78ZM80 202V201H79ZM100 202V201H99ZM8 203V202H7ZM70 203V202H69ZM74 203V202H73ZM94 203V202H93ZM120 203V202H119ZM3 204H4V202H3ZM6 204V203H5ZM14 203H10V204H6V206H9L10 207V205H13ZM127 204H128V202H127ZM16 204H14L13 206H15ZM99 205V204H98ZM121 205V204H120ZM94 206V204L92 205V203H89L85 208H84V210H83V213L81 212V216H79V217H81V220H82V224L84 223L83 221H84V219L86 218L88 221H90V222H96L97 223V221L99 220L100 221V219L102 220V219H104L105 220V218H103L102 217V215L101 216H99V215H97V210H96V208H94L93 207ZM12 207V206H11ZM6 208V207H5ZM30 206L29 205H25V206H23V207H21V208H19V209H17V208H11V209H9V211H0V223H6V224H11V223H16L17 221H19V222H21V221H26V220H28V212H29V210H30ZM68 208V207H67ZM126 208H128V207H126ZM75 209V208H74ZM96 210V212H95V210ZM66 211V210H65ZM155 212V211H154ZM79 214V213H78ZM28 215V216H27ZM228 216V215H227ZM30 217V216H29ZM110 217V216H109ZM133 217H135V216H133ZM132 217V218H133ZM31 218V217H30ZM86 219H85V221H86ZM107 219V218H106ZM247 219V218H246ZM133 220V219H132ZM135 220H137V219H135ZM105 221H107V220H105ZM247 221V220H246ZM248 221H249V223H252V224H256L257 226L258 225H261L262 223H259L257 220H254V218L252 219V217H249L248 216ZM14 223H13V225H14ZM22 223H24V222H22ZM26 223H27V221H26ZM25 223V224H26ZM134 223V222H133ZM111 224V223H110ZM12 225V224H11ZM99 225V223H97V226ZM101 225V224H100ZM102 225H104L105 226V224H102ZM2 226H3V224H2ZM4 226H6V225H4ZM27 225H25V227H26ZM148 226V225H147ZM7 227H9V225L7 226ZM11 227V226H10ZM95 227V226H94ZM99 227V226H98ZM152 227V226H151ZM34 228H36V227H34ZM79 228V227H78ZM110 228V227H109ZM113 229V228H112ZM109 230V229H108ZM120 230V229H119ZM130 230V229H129ZM85 231V230H84ZM128 231V230H127ZM4 232V231H3ZM2 232V233H3ZM77 232V231H76ZM117 232V231H116ZM126 232V231H125ZM141 232V231H140ZM149 232H151V228H147V229H145V233H149ZM164 232V231H163ZM18 233V232H17ZM134 233V232H133ZM20 234V233H19ZM84 234V233H83ZM102 234V233H101ZM106 234V233H105ZM109 234H111V233H109ZM118 235H119V233H117ZM130 234V233H129ZM128 234V235H129ZM152 234V233H151ZM173 234V233H172ZM114 235V234H113ZM117 235V236H118ZM126 235H127V233H126ZM140 235V234H139ZM146 235V234H145ZM10 236V235H9ZM19 236V235H18ZM65 236V235H64ZM111 236V235H110ZM120 236H122V235H120ZM138 236V235H137ZM151 236V235H150ZM153 236V235H152ZM16 237V236H15ZM80 237V236H79ZM78 237V238H79ZM129 237V236H128ZM172 237V236H171ZM44 238V237H43ZM119 237H117V239H118ZM126 238V237H125ZM137 238V237H136ZM163 238V237H162ZM62 239V238H61ZM82 239V238H81ZM116 239V238H115ZM133 239V238H132ZM160 239V238H159ZM164 239H167V238H164ZM120 240H121V238H120ZM136 240V239H135ZM141 240V239H140ZM147 240V239H146ZM155 240V239H154ZM34 241V240H33ZM124 241V240H123ZM128 241V240H127ZM31 242V241H30ZM62 242V241H61ZM60 242V243H61ZM117 242V241H116ZM125 242H126V240H125ZM158 242V241H157ZM166 242V241H165ZM22 243V242H21ZM63 243V242H62ZM133 243H134V241H133ZM167 243V242H166ZM166 243L164 244V243H156V242H154V241H143V242H141V241H139L138 243H137V248H135L136 250H137V252L138 253H140V254H150V255H152V256H155V257H164V258H180V257H187L188 255H192V256H198L200 253L196 250V249H193V250H189V249H187V248H183V249H178V248H176V247H170V245L168 246V245H166ZM31 244V243H30ZM29 243H28V245H30ZM66 244V243H65ZM126 244V243H125ZM130 243H128V245H129ZM135 244V243H134ZM169 244V243H168ZM64 246V245H63ZM70 246V245H69ZM47 247V246H46ZM124 247H126V246H124ZM22 248V247H21ZM24 248V247H23ZM28 248V247H27ZM129 248V247H128ZM134 248V247H133ZM228 248V247H227ZM227 248H224V247H217L216 248V246H215V253L216 254H219L222 258H224V260H226L228 263H231V264H261V263H263V260L261 259V256H259V253H258V255L256 254L255 255V253L254 254H251V253H248L246 256H244L243 255V253L241 254V255H239V253L238 254H236V253H234V252H232V250H230V249H232V248H230V249H227ZM106 249V248H105ZM124 249V248H123ZM32 250V249H31ZM129 250H130V248H129ZM133 250V249H132ZM24 251V250H23ZM49 251V250H48ZM92 251H93V249H92ZM234 251V250H233ZM28 252V251H27ZM115 252V251H114ZM132 252V251H131ZM20 253V252H19ZM30 253V252H29ZM113 253V252H112ZM28 254V253H27ZM35 254L37 255V252H35ZM251 254V255H250ZM29 255H31V254H29ZM33 255V254H32ZM42 255V254H41ZM109 255V254H108ZM243 255V256H242ZM110 256V255H109ZM124 256V255H123ZM135 256V255H134ZM146 256V255H145ZM200 256V255H199ZM12 257V256H11ZM19 257H21V256H19ZM24 257V256H23ZM30 257V256H29ZM95 257V256H94ZM114 257V256H113ZM131 257V256H130ZM17 258V257H16ZM26 258V257H25ZM86 259L88 258V257H85ZM105 258V257H104ZM7 259V258H6ZM8 259H10V258H8ZM14 259V258H13ZM13 259H11V260H13ZM21 259V258H20ZM23 259V258H22ZM27 259H29V258H27ZM30 259H31V257H30ZM90 259V258H89ZM127 259V258H126ZM42 260H43V258H42ZM115 260V259H114ZM3 261H5V260H3ZM18 261V260H17ZM23 261V260H22ZM26 261V260H25ZM35 261V260H34ZM41 261V260H40ZM85 261V260H84ZM89 261V260H88ZM92 261V260H91ZM13 262V261H12ZM11 262V263H12ZM33 262V261H32ZM116 262H118V261H116ZM10 263V264H11ZM20 263H21V261H20ZM41 263V262H40ZM39 263V264H40ZM43 263V262H42ZM87 263V262H86ZM89 263V262H88ZM97 263V262H96ZM6 264V263H5ZM15 264V263H14ZM19 264V263H18ZM22 264V263H21ZM29 264H31V263H29ZM37 264V263H36ZM45 264V263H44ZM65 264V263H64ZM90 264V263H89ZM153 264V263H152Z\"/></svg>",
    "mask_w": 264,
    "mask_h": 264
}]
</instances>
